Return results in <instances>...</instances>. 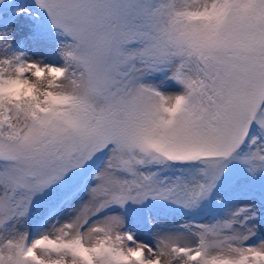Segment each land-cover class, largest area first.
I'll list each match as a JSON object with an SVG mask.
<instances>
[{"label": "snow or ice", "instance_id": "obj_1", "mask_svg": "<svg viewBox=\"0 0 264 264\" xmlns=\"http://www.w3.org/2000/svg\"><path fill=\"white\" fill-rule=\"evenodd\" d=\"M0 264H264V0H0Z\"/></svg>", "mask_w": 264, "mask_h": 264}, {"label": "rangeland", "instance_id": "obj_2", "mask_svg": "<svg viewBox=\"0 0 264 264\" xmlns=\"http://www.w3.org/2000/svg\"><path fill=\"white\" fill-rule=\"evenodd\" d=\"M17 2H18L19 5H25V4L28 2V0H17ZM22 22H23V23H26L27 21L24 20V21H22Z\"/></svg>", "mask_w": 264, "mask_h": 264}]
</instances>
